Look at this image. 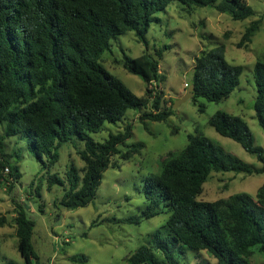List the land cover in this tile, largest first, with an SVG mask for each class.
<instances>
[{"label": "trees", "instance_id": "1", "mask_svg": "<svg viewBox=\"0 0 264 264\" xmlns=\"http://www.w3.org/2000/svg\"><path fill=\"white\" fill-rule=\"evenodd\" d=\"M173 1L193 8L209 6L234 21L253 16L243 0H0V189H11L20 178L15 164L20 154L16 152L10 162L6 139L24 141L26 150L47 168L58 162L63 144L78 140L84 144L78 151L84 168L79 171L71 164L65 180L54 174L47 183L50 187L66 185L60 205L67 210L87 207L93 201L104 171L113 166L111 158L121 154L119 147L132 136V126L127 124L123 132L109 134L103 142L94 141L90 134L147 104L104 69L101 56L110 49L111 41L129 31L147 47L151 23ZM257 25L253 21L246 27L239 46L250 42ZM167 49H158L156 59L123 54L122 65L150 85L159 80V60ZM242 71L241 66L226 61L223 45L202 51L194 58L191 99L195 103L200 98L207 102L227 99L239 86ZM253 78L255 118L264 131V63L254 65ZM161 98L159 91L155 107ZM198 109L202 113L204 106ZM170 115V109H164L140 119L162 121ZM209 125L256 156L262 166L255 168L241 161L200 133L189 136L186 146L162 163L160 173L147 178L142 189L147 203L141 213L117 221L138 225L163 210L170 213L152 234L155 250L139 246L127 264H179L183 249L205 251L217 264H249L254 247L264 254V185L255 198L240 194L215 202L197 200L212 172L264 173V150L254 145L247 124L237 116L217 112ZM140 147L139 143L132 145L120 158L128 159ZM15 210L22 264H37L31 243L34 223L22 205ZM70 261L88 264L85 255L71 256Z\"/></svg>", "mask_w": 264, "mask_h": 264}, {"label": "rangeland", "instance_id": "2", "mask_svg": "<svg viewBox=\"0 0 264 264\" xmlns=\"http://www.w3.org/2000/svg\"><path fill=\"white\" fill-rule=\"evenodd\" d=\"M243 2L253 10V16L234 21L209 6L193 8L173 1L165 11L156 15L158 21L151 23L146 34L147 47L137 40L132 31L111 41L110 49L101 56L102 66L135 96L146 99L147 104L145 108L128 110L121 121L105 123L100 131L90 136L96 142H103L109 134L123 132L130 124L132 136L124 146L119 147V153H126L137 143L141 147L128 159H121L119 154L111 158L113 166L104 171L95 198L87 207L74 210L63 208L60 201L66 185L50 187L47 183L48 176L54 174L65 180L71 164L79 171L84 168L78 155V151L83 149V142L73 140L63 144L58 162L47 168L26 150L24 141L17 138L5 140V153L12 157L9 158L11 163L16 152L20 154L15 162L20 178L11 189H0V264L23 263L17 249L16 205H22L27 218L34 223L31 243L37 264H75L70 261V257L75 255H85L88 264H127L128 258L139 246L155 250L152 234L165 224L169 211L163 210L153 218L142 219L138 225L117 221L141 213L147 203L142 192L147 178L158 175L162 163L170 154L180 152L191 135L200 133L241 161L255 168L262 166L256 156L247 153L233 140L222 137L209 125L210 118L217 112L237 116L247 124L254 145L264 150V131L255 118L256 88L253 78L254 65L264 63V0ZM253 21H258V25L250 42L239 46L246 27ZM220 45L224 46L226 61L243 68L239 86L227 99L219 102H207L200 98L196 103L190 99L176 105L191 84L194 58L202 51ZM163 47L168 49L159 60L158 81L146 85L124 69L123 54L130 58L146 54L156 59V51ZM147 89L152 93L146 94ZM159 91L162 98L156 108L154 101ZM200 105L204 106L202 113L198 109ZM164 109L171 111L167 119H140L143 114ZM262 185L264 173L212 172L197 200L215 202L240 194L255 198ZM155 254L162 258L159 252L155 251ZM178 260L179 264H217L216 259L205 251L187 249L181 250ZM248 261L249 264H264V254L254 247Z\"/></svg>", "mask_w": 264, "mask_h": 264}, {"label": "water", "instance_id": "3", "mask_svg": "<svg viewBox=\"0 0 264 264\" xmlns=\"http://www.w3.org/2000/svg\"><path fill=\"white\" fill-rule=\"evenodd\" d=\"M193 96H194V86L190 85V86H188V89H187L185 95L180 97V99L177 101L176 105L181 104L187 100H190Z\"/></svg>", "mask_w": 264, "mask_h": 264}, {"label": "built area", "instance_id": "4", "mask_svg": "<svg viewBox=\"0 0 264 264\" xmlns=\"http://www.w3.org/2000/svg\"><path fill=\"white\" fill-rule=\"evenodd\" d=\"M4 172H5V173H8V169H7V168H5V169H4Z\"/></svg>", "mask_w": 264, "mask_h": 264}]
</instances>
